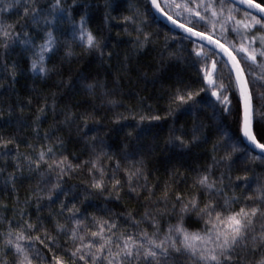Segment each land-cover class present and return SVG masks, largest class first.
Listing matches in <instances>:
<instances>
[{
  "label": "snow or ice",
  "instance_id": "obj_1",
  "mask_svg": "<svg viewBox=\"0 0 264 264\" xmlns=\"http://www.w3.org/2000/svg\"><path fill=\"white\" fill-rule=\"evenodd\" d=\"M125 2L126 8L113 15ZM77 6L78 0H0V89L11 93L21 71L10 59L13 53L26 54V70L46 79L59 74L48 61L61 46L64 57L76 54L75 45L98 53L102 62L111 61L117 54L105 52L111 40L106 32L116 28L118 37L127 36L129 53L135 54L160 39V18L166 19L161 60L199 65L196 75L202 86L194 92L178 77L169 87L166 116L187 114L192 122L190 127L169 124L165 144L189 157L198 149L206 162L190 168L191 185L178 168L168 170L162 187L159 178L150 182L148 161L156 149L142 142L141 133L166 117L154 114L159 110L151 106L145 111L142 97L126 108L134 125L126 123L124 113L113 111L111 123L127 128L114 147L107 142L108 133L101 132L99 113L124 106L119 77L112 88L105 80L80 77L91 101L66 103L58 110L53 93V115L63 119L54 120L43 136L40 122L49 107L47 96L32 121L31 141L0 132L2 195L12 200L10 209L0 199V264H264V0H144L143 5L140 0H103V26L95 28L90 26L89 5L78 19ZM12 12L17 19H9ZM170 40L191 48L170 50ZM129 60L126 54L121 65L125 71ZM68 87L76 84L68 82ZM209 91L233 116L235 133L201 115L205 108L213 116L218 111L212 100L201 105L196 99L199 92ZM33 102L30 98L27 105ZM17 106L23 113V101L7 104L9 117ZM4 111L0 104V119ZM24 120L17 117L18 129L26 126ZM61 126H75L72 143L80 146L77 151H69L66 138L55 135ZM9 166L13 171L5 175ZM66 178L80 183L69 186ZM25 181L29 194L21 200L19 188ZM125 197L138 207L116 211L111 205ZM192 213L201 225L195 230L185 227ZM171 214L177 223L165 227Z\"/></svg>",
  "mask_w": 264,
  "mask_h": 264
},
{
  "label": "trees",
  "instance_id": "obj_2",
  "mask_svg": "<svg viewBox=\"0 0 264 264\" xmlns=\"http://www.w3.org/2000/svg\"><path fill=\"white\" fill-rule=\"evenodd\" d=\"M43 2V0H42ZM72 0H68V3H71ZM260 2V0H256ZM144 0H140V4L143 5ZM89 5L90 8V26L95 28L97 26H103V0H78L77 10L75 16L78 19L80 12L84 9V5ZM99 5V7H97ZM126 2L121 3L120 8L116 12H113V15H117L120 11L126 8ZM22 11V9H21ZM10 20L17 19L16 13L12 12L9 17ZM160 39L155 44H150L144 50L139 51L135 54L129 53L130 45L125 43L129 38L127 36L121 35L117 36V29L112 28L110 33H105L111 36L109 40V47L105 50H113L117 55L113 57L111 61L102 62L99 58L98 53H89L85 52L80 47L74 45L75 55L72 57H64L63 46L60 50L54 54L51 59L48 61V66L52 67L53 64L56 65L59 70V74L56 72L50 73L48 78L42 79L39 75L34 76L31 72L27 71L28 62L27 55H17L13 53L10 59H15L17 63L21 66V71L17 76L13 90L9 93L6 89H0V92H3V95L0 96V104L5 106V111L3 119H0V132L6 134L16 133L18 139L23 140L25 143L31 141L33 136L32 132V121L35 118L37 109L43 105L44 97L47 96L48 100V110L42 116L40 122V135L43 136L45 130L54 122V120H62L63 116H54L52 112V100L53 93L56 94V107L57 109H63L66 103H71L72 105H81L87 104L91 101L86 91L80 87L78 80L80 77H87L89 80L92 78H97L100 80H105L109 88L113 87V79L119 77V87L123 94L124 106L114 109L112 111H101L99 115L102 119V133H108L106 137L107 142L112 144L114 147L120 145V139L127 132V128H120L119 126H114L111 121L113 119V111L122 112L124 115L128 116L127 124L134 125L135 120L132 119V116L126 111V108L136 105L138 98H143V108L145 111L149 109V106L153 109H158V113L161 117H166L160 122L156 123L152 127H144L141 136L142 142L145 144H155V151L152 152L149 158V169L152 172V175L149 177L150 182H155L159 178L161 187L163 186L164 180L168 179L167 172L171 168L172 170L179 169L181 173L188 176L187 184L191 185V177L194 175L190 171V168L197 167V164H204L206 161L203 157V153H200L198 149L192 150V155L189 157L187 155H181L179 150L170 149L166 144L165 140L168 135V126L171 123H175L177 127H180L182 124L186 127L191 126V116L187 114L176 113L175 116H166L167 109V99L166 95L169 87H174L177 78L179 77L184 83H187L191 86L192 91L198 92L199 88L202 86L197 78V69L199 65L195 68L191 67L189 64L185 63L183 59H164L161 60L160 51L164 47L163 36L165 34V29L163 25H168L160 18ZM157 25H152V28L155 29ZM170 27V26H169ZM122 32V29L120 30ZM231 38V37H230ZM63 40L64 38L61 37ZM171 45L170 50H182L185 45L188 48H191L190 44H180L179 41L173 43L171 40L168 41ZM116 45L113 48V45ZM126 54L130 55V60L127 64V70L125 71L121 65L124 63V57ZM167 57V53L164 54ZM181 57H183V52L180 51ZM63 57V59H61ZM226 75V70H224ZM63 81L64 83H61ZM68 82L76 84L75 88L68 87ZM256 91H260L259 88ZM227 94V93H225ZM32 99L34 102L32 105H27V100ZM196 99L200 102L201 105L206 103L208 100H212L215 103L218 111L215 116L212 114V109L205 108L201 113L202 116H207V123L214 124L217 120L222 122V127L236 132V125L234 123L233 116L228 115L223 110V105L215 101L214 97H211L210 91L199 92V95ZM23 101L25 104L23 113L20 112L19 106L16 107V112L12 117H9L7 114L6 106L9 103L17 105V101ZM99 104V101L96 102ZM259 103V102H257ZM234 110V107H233ZM73 111H76V108H73ZM23 116L25 118L24 123L25 127L17 128L16 119L17 117ZM148 122H145L147 125ZM262 125L257 124L256 130L259 132ZM60 131H57L55 135H61L66 138L68 143L69 151H77L79 145L74 146L72 141L75 134V126L71 129L61 126ZM109 129L113 131L109 132ZM155 136V140L153 137ZM20 151H26L24 144H21ZM86 155V154H85ZM84 158L83 156L81 157ZM4 163L3 159H0V166ZM11 165V160L8 161ZM258 172L261 171L259 167L256 169ZM13 168L9 166L5 175L8 172H12ZM3 177H0V199H5L9 204V208L12 207V200H9L6 196L2 195L3 192ZM68 180V185L79 184L80 181L78 178H66ZM178 179H182L178 178ZM34 183V181H33ZM181 187L185 185L181 184ZM28 182L25 181L22 186L19 188V197L21 200L29 194L27 192ZM82 194V189H78ZM239 191V190H237ZM106 195V194H105ZM160 195V192H157V196ZM143 197H141V201ZM99 203L100 201H96ZM112 207L116 211H125L137 208L135 200H130L125 197L120 202H114ZM179 209L177 208V211ZM35 215L34 207L30 209ZM91 211V209H89ZM139 211L142 212L143 208H139ZM11 215V211L8 213ZM42 215H47V210L42 213ZM178 217L175 214H171L169 217L164 219L165 227L167 224L177 223ZM201 225L197 222L195 213L189 214L185 218V227L190 230H195Z\"/></svg>",
  "mask_w": 264,
  "mask_h": 264
},
{
  "label": "water",
  "instance_id": "obj_3",
  "mask_svg": "<svg viewBox=\"0 0 264 264\" xmlns=\"http://www.w3.org/2000/svg\"><path fill=\"white\" fill-rule=\"evenodd\" d=\"M241 7H245V6H241ZM165 23H167L168 24V21L166 20V19H163V18H161ZM170 26V25H169Z\"/></svg>",
  "mask_w": 264,
  "mask_h": 264
}]
</instances>
